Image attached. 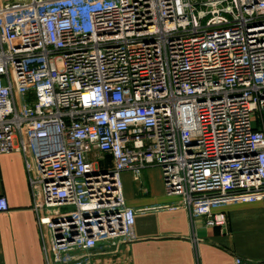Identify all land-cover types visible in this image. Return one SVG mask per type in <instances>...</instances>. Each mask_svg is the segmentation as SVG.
<instances>
[{"label": "built area", "instance_id": "obj_1", "mask_svg": "<svg viewBox=\"0 0 264 264\" xmlns=\"http://www.w3.org/2000/svg\"><path fill=\"white\" fill-rule=\"evenodd\" d=\"M14 151L46 264L116 254L142 213L227 230L218 209L264 200V0H0V166ZM152 166L176 199L128 205L122 173Z\"/></svg>", "mask_w": 264, "mask_h": 264}, {"label": "crops", "instance_id": "obj_2", "mask_svg": "<svg viewBox=\"0 0 264 264\" xmlns=\"http://www.w3.org/2000/svg\"><path fill=\"white\" fill-rule=\"evenodd\" d=\"M108 166L113 165L111 156ZM128 205L151 206L175 200L166 194L162 169L148 167L137 181L130 171L121 175ZM0 195L10 209L0 212V264H46L38 218L21 152L1 155ZM227 230L209 226L205 217L188 210L138 214L136 239L95 264H235V257L264 260V200L226 206Z\"/></svg>", "mask_w": 264, "mask_h": 264}, {"label": "rangeland", "instance_id": "obj_3", "mask_svg": "<svg viewBox=\"0 0 264 264\" xmlns=\"http://www.w3.org/2000/svg\"><path fill=\"white\" fill-rule=\"evenodd\" d=\"M68 210H69V208H67V207L62 208V212H63V213H65V212L68 211Z\"/></svg>", "mask_w": 264, "mask_h": 264}]
</instances>
